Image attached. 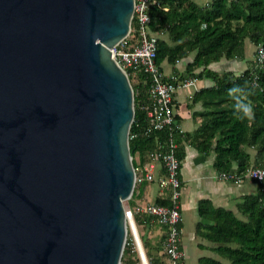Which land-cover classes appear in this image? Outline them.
Listing matches in <instances>:
<instances>
[{
  "label": "water",
  "instance_id": "1",
  "mask_svg": "<svg viewBox=\"0 0 264 264\" xmlns=\"http://www.w3.org/2000/svg\"><path fill=\"white\" fill-rule=\"evenodd\" d=\"M135 0H0V264H119ZM131 80V81H130Z\"/></svg>",
  "mask_w": 264,
  "mask_h": 264
},
{
  "label": "trees",
  "instance_id": "2",
  "mask_svg": "<svg viewBox=\"0 0 264 264\" xmlns=\"http://www.w3.org/2000/svg\"><path fill=\"white\" fill-rule=\"evenodd\" d=\"M158 1L150 8L151 30L166 33L167 36V40L159 38L157 42L158 65L161 68L162 61L167 60L173 65V75L176 76L174 65L193 53L182 77L194 76L214 81V86L196 92L194 99L205 91L218 98L213 100L217 109L207 112L209 123L203 124L191 136L190 144L199 151L213 150L217 171H232L234 162L237 172L254 166L264 167V62L259 65L251 60L241 74L233 71L220 73L210 68L212 63L222 58H247V44L264 46V0H211L207 7L196 0ZM164 5L167 10L162 8ZM133 26L134 21L131 23ZM135 37L133 35L132 40ZM131 84L134 90V119L129 131V148L133 165L136 154L144 162L146 153L157 147L159 142L163 143L169 132L178 144L177 157L181 162L185 155L182 143L190 136L179 132L178 115H174L175 123L169 132L163 129L145 133L147 122L140 105L146 100V88L140 81ZM234 86L242 92L231 93L229 90ZM245 96L253 105L254 117L251 120L244 118L234 107V97L244 99ZM136 132H139L138 135L132 136ZM253 181L258 184V191L244 195L235 210L214 206L209 199L200 200L197 206L198 216L204 221L196 224L197 234L212 244L211 249L225 259L226 264H264V185ZM143 189L144 185L140 187L142 192ZM154 203L168 204V198L157 196ZM130 205L133 204L130 202ZM143 217L150 219L139 216L137 221L143 223ZM143 239L152 263L159 264L160 242L152 246L146 235ZM199 262L225 264L214 257H201Z\"/></svg>",
  "mask_w": 264,
  "mask_h": 264
},
{
  "label": "built area",
  "instance_id": "3",
  "mask_svg": "<svg viewBox=\"0 0 264 264\" xmlns=\"http://www.w3.org/2000/svg\"><path fill=\"white\" fill-rule=\"evenodd\" d=\"M158 3V0H135L131 20V23L134 21V26L130 28L129 34L123 40L109 49L110 56L125 70L132 82L140 81L145 85L146 100L140 105L145 112L147 122L145 133L163 129H168L169 132L175 123L174 111L177 107L175 93L179 88L197 89L198 81L194 76L185 78L166 76L158 65L157 42L159 35L163 32L151 30L150 14L151 6ZM208 5L209 3H206L204 7ZM162 8L168 9L165 5ZM132 34L136 35L133 40ZM254 60L259 65L263 64V45H258ZM138 133L132 136L136 137ZM177 148L178 144L169 132L163 143L159 142L157 147L146 153L144 162L138 154L134 156V188L125 204L126 236L119 264H153L143 243V232L137 222L139 216H148L151 221L154 220L157 225L163 227V237L158 253L161 257L159 264H184L185 254L181 247L180 226L181 162L177 157ZM157 169H161L163 174H157ZM216 177L237 183L244 179L257 180L264 185V167L254 166L241 172L218 171ZM152 182L157 183L161 197L167 196L168 204L137 201L136 196L140 193V187ZM132 200L134 204L130 205ZM145 222L144 220L142 223L144 226Z\"/></svg>",
  "mask_w": 264,
  "mask_h": 264
},
{
  "label": "crops",
  "instance_id": "4",
  "mask_svg": "<svg viewBox=\"0 0 264 264\" xmlns=\"http://www.w3.org/2000/svg\"><path fill=\"white\" fill-rule=\"evenodd\" d=\"M159 38H164L165 40H167L166 33L160 34ZM247 46L253 45L248 44ZM193 55V53H189L188 56L180 59L174 65V68H176L177 70V72L174 74H178L176 76L185 78L182 77V75H185L186 64L192 60ZM245 59H247L248 61V58ZM245 59L234 60L236 61ZM230 60L232 59L222 58L219 61L212 63L210 65V68L214 69V67L222 66V64L230 67V65H233ZM164 63L168 64L171 67L172 70H170L169 73L164 72ZM161 68L166 76L173 75V65L168 63L167 60L162 61ZM232 69L234 68H230L229 70L234 72V70ZM197 80V89L179 88L177 90V92L175 93L177 107L174 111L175 115L177 114L179 117L177 124L180 132L182 134H185V136H190L187 137V139L184 136L186 140L182 143L185 155L181 161L180 167V226L181 229H183L185 218L187 216H191V214L193 213L197 217V221L195 222L194 226V231L196 233V224L199 221L204 223V221L199 218L197 212V206L200 200L209 199L214 206H222L235 210L237 208V204L243 200L244 195L255 194L258 191V184L250 179H244L243 181L238 183L230 180L218 179L216 177V173L218 171L214 166L215 153L213 152V150L210 152L199 151L197 148H195L194 145L190 144L191 136H193V134H195L198 129L202 128L203 124L209 123V114H207V112L214 108L217 109L214 101L218 98L214 97L210 93H207L206 91L200 93L197 99H194V95L196 92L200 91L201 89L206 90L207 88L214 86V81L210 78H197ZM250 152L254 153L253 149H250ZM232 171H237V165L235 164V162L233 163ZM156 173L163 174V171L161 169H157ZM157 196L161 197L157 183H146L144 185L143 192L142 190H140V193L137 196V201L141 203L154 202ZM142 220L146 221L145 226L142 224V222L137 221L140 225L139 228L141 232H143V235H146V238L149 240L152 246H155L160 242V249L161 240L163 237V227L157 225L154 220L151 221V218L145 219L143 217ZM199 240L200 242H197L198 248L200 250H206L208 255L198 257V264H200L199 259L201 257H212L214 255V252L211 251V247H208L210 245V242L201 236H199ZM153 250H155V247Z\"/></svg>",
  "mask_w": 264,
  "mask_h": 264
},
{
  "label": "rangeland",
  "instance_id": "5",
  "mask_svg": "<svg viewBox=\"0 0 264 264\" xmlns=\"http://www.w3.org/2000/svg\"><path fill=\"white\" fill-rule=\"evenodd\" d=\"M210 1L211 0H196V2H198L202 6H204L206 3H210ZM256 50H257L256 46H247L246 56L248 58V61H247V59L236 60V61L234 59H232V60H230V62L233 63L232 66L230 65V67H227V66H225V64H222V66L214 67V69L218 70L220 73H223V72L231 71V70H229L230 68H234L232 70H234V72L236 74H241L248 68V65L251 62V60L254 59ZM163 70L165 73H169L170 70H172V69L168 64L164 63L163 64ZM225 105H226V103H225ZM136 198H137V196H136ZM124 203L126 204L127 200ZM131 203L133 204L134 200H132ZM196 221H197V217H196V215H194L192 213L191 216H187L185 218L183 229H181V233H182L181 245H182L184 253H185L184 264H198V262H197L198 257L208 255L206 250H200L197 246V242H200V240H199V236L194 231V226H195ZM206 244H209V243H206ZM211 246H212V244L210 243V245L208 247H211ZM211 251H213V250L211 249ZM212 257L222 260L225 264L227 263V261L225 259L220 258L218 255L215 254V252H214V255Z\"/></svg>",
  "mask_w": 264,
  "mask_h": 264
},
{
  "label": "clouds",
  "instance_id": "6",
  "mask_svg": "<svg viewBox=\"0 0 264 264\" xmlns=\"http://www.w3.org/2000/svg\"><path fill=\"white\" fill-rule=\"evenodd\" d=\"M231 93H239L242 92L238 86H234L233 89L229 90ZM236 103L234 104L235 110L242 114L244 118L251 120L254 117L253 105L250 100L245 96L244 99H240L239 97H234Z\"/></svg>",
  "mask_w": 264,
  "mask_h": 264
}]
</instances>
